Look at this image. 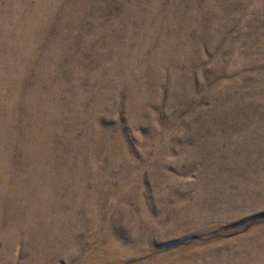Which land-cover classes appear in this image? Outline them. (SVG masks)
<instances>
[{
    "label": "rangeland",
    "instance_id": "obj_1",
    "mask_svg": "<svg viewBox=\"0 0 264 264\" xmlns=\"http://www.w3.org/2000/svg\"><path fill=\"white\" fill-rule=\"evenodd\" d=\"M0 264H264V0H0Z\"/></svg>",
    "mask_w": 264,
    "mask_h": 264
}]
</instances>
